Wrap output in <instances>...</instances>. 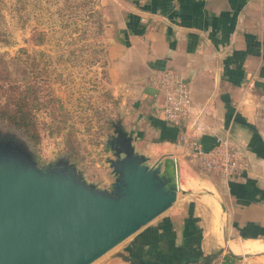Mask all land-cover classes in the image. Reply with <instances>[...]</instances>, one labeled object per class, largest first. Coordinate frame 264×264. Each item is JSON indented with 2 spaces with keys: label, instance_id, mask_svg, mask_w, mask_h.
Segmentation results:
<instances>
[{
  "label": "crops",
  "instance_id": "obj_1",
  "mask_svg": "<svg viewBox=\"0 0 264 264\" xmlns=\"http://www.w3.org/2000/svg\"><path fill=\"white\" fill-rule=\"evenodd\" d=\"M100 9L116 111L151 162L176 159L180 190L95 264H264V0H100ZM164 69L189 84L196 122L164 120L151 84ZM223 135L247 162L232 176L189 155V139L210 147ZM83 171L101 187L113 180L109 169ZM246 241L263 247L241 254Z\"/></svg>",
  "mask_w": 264,
  "mask_h": 264
},
{
  "label": "water",
  "instance_id": "obj_2",
  "mask_svg": "<svg viewBox=\"0 0 264 264\" xmlns=\"http://www.w3.org/2000/svg\"><path fill=\"white\" fill-rule=\"evenodd\" d=\"M133 139L120 113L104 146L113 180L101 187L67 157L41 163L0 131V264H91L168 209L177 161L151 162Z\"/></svg>",
  "mask_w": 264,
  "mask_h": 264
},
{
  "label": "rangeland",
  "instance_id": "obj_3",
  "mask_svg": "<svg viewBox=\"0 0 264 264\" xmlns=\"http://www.w3.org/2000/svg\"><path fill=\"white\" fill-rule=\"evenodd\" d=\"M105 22L100 0H0V66L31 87L36 137L2 118L0 131L20 135L41 163L64 156L82 170L109 169L104 146L120 100L106 75ZM243 243L241 254L263 247Z\"/></svg>",
  "mask_w": 264,
  "mask_h": 264
},
{
  "label": "built area",
  "instance_id": "obj_4",
  "mask_svg": "<svg viewBox=\"0 0 264 264\" xmlns=\"http://www.w3.org/2000/svg\"><path fill=\"white\" fill-rule=\"evenodd\" d=\"M151 84L162 96L161 113L166 122H196L200 112L192 100L189 84L179 74L170 69L160 70L152 76ZM188 142L192 146L189 155L197 158L204 170L232 176L247 166L242 149L228 135L218 136L210 147L196 138Z\"/></svg>",
  "mask_w": 264,
  "mask_h": 264
},
{
  "label": "trees",
  "instance_id": "obj_5",
  "mask_svg": "<svg viewBox=\"0 0 264 264\" xmlns=\"http://www.w3.org/2000/svg\"><path fill=\"white\" fill-rule=\"evenodd\" d=\"M20 80L8 76L3 67L0 66V118L24 129L29 137H36L34 130V121L30 104L28 102L31 87L28 90L20 88ZM213 256H206L204 258L207 264Z\"/></svg>",
  "mask_w": 264,
  "mask_h": 264
},
{
  "label": "bare ground",
  "instance_id": "obj_6",
  "mask_svg": "<svg viewBox=\"0 0 264 264\" xmlns=\"http://www.w3.org/2000/svg\"><path fill=\"white\" fill-rule=\"evenodd\" d=\"M231 250H232L233 252L238 251L237 248H233V247H231Z\"/></svg>",
  "mask_w": 264,
  "mask_h": 264
}]
</instances>
